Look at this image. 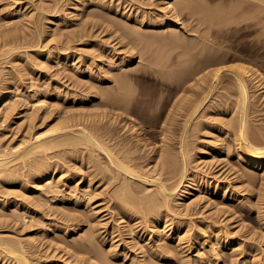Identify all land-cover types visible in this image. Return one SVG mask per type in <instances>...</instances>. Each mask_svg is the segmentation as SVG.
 Here are the masks:
<instances>
[{
	"label": "rangeland",
	"instance_id": "374dc122",
	"mask_svg": "<svg viewBox=\"0 0 264 264\" xmlns=\"http://www.w3.org/2000/svg\"><path fill=\"white\" fill-rule=\"evenodd\" d=\"M41 1H43V2H41ZM45 1H46V3L48 2L47 0H0V43H1V46L3 44V41H1V40H4L5 38L7 39V38H9V35L12 36V34H14V32H12V31L14 30L13 26H15V24H17L15 26L17 28L22 27L23 24L26 26V24L28 22L25 20L27 18L23 14L25 12H28V14H29L31 8L33 9L35 6L46 4ZM88 1L89 0H84V1L83 0H61V4H62L61 8L66 10L65 11L66 12L65 17L67 16L65 18L66 21H63L64 20L63 19L62 20L63 22L61 21V23H59L60 21L56 20L59 24L56 22V24H54L55 26L52 25L53 27L52 26L48 27V19L46 16L49 14L47 12H44L40 15L36 14V17L37 16L40 17L39 20L41 19V22L43 21L41 24L43 26H41V27L45 30V31L43 30V34H40V39H41L42 43L38 46L37 45L35 46V44L33 45V43H35L33 41H35L37 39V38H35V34H33V35L28 34L30 37H28V39H26L27 38V37H25L26 34L20 33V31L22 29L26 33L29 30L31 31L30 27L26 26L25 29H24V27L22 29L21 28L18 29L19 36H21L23 34L25 35V36L24 35L22 36L23 39H22V37H20V39L17 40V45L21 44V47L19 49H17L16 51H14V53H13L14 55L12 54V55L4 57V58L0 57V86L4 83H7L6 81H7L8 76H9L7 74L9 73V71L13 70L14 68L17 69V72L21 73V74H25L29 70L30 71L34 70L32 72L34 74L36 73L35 75H33V74L28 75L27 74V76H30L31 78L27 79V81H25V83L21 87L17 88L11 95L12 98L14 97L13 100L16 101L15 112H17V111L23 112L24 116L22 118H18V119L8 117L7 119L2 120L3 117L0 115V134H1L0 135V142L1 143L4 142V144L7 147H9V146L12 147L14 145L16 146L19 143L18 141H21L25 138L29 139V138L35 137L34 135H36V134L41 135V132L43 134L44 132L47 131V129L49 130V128H47V127H51V126L55 125L54 123L57 122L58 117H60L61 115L64 116L68 112H69L68 114H71V113H74L76 115L78 114L79 119L82 117L84 120V117H85L84 121H86L87 125L89 124V126H91L90 129L92 128L91 130L94 131L93 124L95 125V123L93 120L94 119L93 113L95 116V114L97 113L96 111L100 110V114L102 112V115L100 117L102 118V122H103V123H99L100 126L103 124L102 127L104 125H105V127H107L106 125H108V127L110 129H112V127H113V129H112L113 134H115V136L117 134L116 140H118L119 142H121V140L125 141V142H127L126 145L128 146L129 149L137 150L135 152H138V153L134 154V155H136L135 157L137 158L136 161H140L142 164L143 163L148 164L147 168H149V167L153 168V166L160 161L159 159H161V158H159L160 156L158 154L161 152V149H163L164 147L169 146L168 149H173L174 153H175V151L177 153V140H179L178 137L180 138L181 133H182V127H183L182 123H183V119H184L182 116L180 117V115L175 114L176 117L173 116V120L175 118L176 119L174 121L172 120L170 124L164 122V117L166 116L165 117L166 119L170 118V116L172 117L173 114H171L170 112L173 111L174 104H176V101L178 102L180 98L182 99V97L184 98L185 95H188L193 100V98L196 96L193 93H191L192 91L190 93H189V91H187V92H185V91L183 92L182 90L178 91L176 88H178L179 85L177 84V80H176L174 75H171L169 72H167V73L162 72V75H164V77H163V80H161L158 77L157 71L154 70L153 74L151 76H141V77L140 76L137 77L134 75L132 76V85L134 83V86H132V87H135V90H136L135 94L138 96V98L136 100H134V102H132V106H131V109L129 111L130 113L128 112V114H126V115L122 114L120 116V115H118V113H120L119 111H121V110L116 111L117 109L112 110V108L110 106L109 107H108V105L105 106L103 103L106 100H108L112 95V93L107 92V91H110V90H112L111 92L114 91L111 88L113 83L112 84L109 83L112 80L111 79L112 77H110V76H112L113 74H114L113 76L119 74V70L116 68V66L117 65L121 66V64H122L123 67L125 66L129 69L131 67H138L144 63H147L146 62L147 56L141 54L139 52V50L137 49V47L134 48V51L132 53V51H130L131 49L129 48L130 45L127 44V46H126L125 40L121 39L120 37L118 38V35H119L118 33L117 34H116V32L112 33L111 31H109V29L107 30V28H105V27H99V28L91 27L89 25V23H90L89 20L94 19V18H92L91 16L89 17L88 14L92 11L99 10V8H97V6L95 4H92L94 7L92 6V7H89V9H86L85 7H83L84 6L83 4H85V2H88ZM96 1L97 0H95V3H96ZM125 1L126 0H123V1L122 0H111V1L105 0V2H107L109 6H111V5L116 6V5H118V3L121 4L122 8L124 6H126L127 8L124 7L125 9L119 8L122 10L121 12L125 11L124 13H126V12L128 13V11H129V13H130V11H131V12L136 13L137 15L139 14V12L141 13V11H140L141 9L146 10L147 12L148 11L150 12L153 9L154 10L153 13L158 12V8H156L157 7L156 4L162 2L160 0L159 1L158 0H155V1L154 0H152V1H150V0H139V1L127 0L128 2L127 1L125 2ZM140 1L142 2V4ZM144 1H146V2L143 3ZM70 2L71 3L75 2V4H72V5L75 6L76 10H73L74 12H72V13H71L72 10L69 11L70 10L69 7L71 5ZM138 2H140V3H138ZM148 2H150L151 4H152V2H154V6H156V7H154L153 4L152 5L150 4L151 5L150 6ZM64 3H65V5H64ZM212 3H214V2H212ZM138 4H140V5H138ZM136 5H138L137 7H139V6L140 7L137 8ZM132 7L134 9L137 8V11L136 12L133 11L134 9ZM94 8H95V10H94ZM37 11L38 10H36V12ZM68 11H69V13H68ZM86 11H87V13H86ZM36 12L34 11V13H36ZM77 13H78V15H77ZM44 14H46V15H44ZM86 14L88 16H86ZM181 17L183 19V20L181 19L183 26L185 25L187 28H189L188 23L189 24L194 23V22H191V20L189 18H187L185 16L183 17V15ZM42 19H44V20H42ZM188 20L190 22H188ZM86 21L89 23H87ZM13 22H14V24H13ZM23 22H25V23H23ZM43 23L46 24L47 26H44ZM84 23H85L84 26H85L86 31H85L84 26H83ZM62 26H64L65 28ZM45 27L47 28V30ZM77 27H78V29H77ZM81 27H83L85 32L88 31V33H87L88 36L87 35L85 36L84 34H83V36L81 35L82 33H84L83 31L82 32L80 31V29L83 30ZM53 28H55L56 30L55 29L53 30ZM61 28H63V30L65 31L64 32L61 30L62 33H64V34H59V32H57L58 31L57 29H59V31H60ZM49 29H50V32H49ZM18 31L16 30V32H18ZM23 31H21V32H23ZM46 31H48L49 33L52 32V34H49ZM70 31H72L71 32L72 34H70ZM54 32L58 33V34H55ZM78 32L80 34H78ZM66 33H68V34H66ZM80 35H81V38H80ZM232 35L233 34H231V35L229 34V36L231 37V40H235L237 42L236 43L237 48L239 49L238 52L243 54L244 56L246 55L245 58H248V59H246L245 64L247 66H249L250 68H252L254 71L256 70L255 73H258V74H256L257 78L259 79L261 77L262 82H263L264 78H262V77L264 76V57H263L264 51H263L262 44H261L262 40H263V38H262L263 35L262 34H260V35L259 34H237V36L235 34H234L235 36L234 35L232 36ZM236 37H237V39H235ZM253 37H255V38H253ZM33 38H34V40H33ZM256 38L261 42H258V40ZM12 40H14V42L16 43L15 38H13ZM19 40H20V42H18ZM27 40H29L27 42L28 44L26 43ZM30 40H31V42H30ZM119 40H121V41H119ZM255 41L257 42L256 45L254 43ZM45 43L47 44L46 45L47 47L45 46ZM228 43H230V42L228 41L226 44H228ZM251 43H254V44L251 45ZM64 44H66V45H64ZM68 44L70 46V49H67V51H65L64 47L67 46ZM22 45H24V46H22ZM56 45H57V47H56ZM61 45H64V46L59 47ZM241 45L244 48H242ZM227 47L228 46H225V44H224L223 49L225 48V50L226 49L228 50L229 47L228 48ZM34 48H35V50H40V52L41 51H43V52L37 54L33 51ZM258 48H260V50ZM55 49L59 50V52L56 51ZM250 49H254L256 53H254V55L249 54L248 52ZM136 50H138V51H136ZM70 51L72 52V55H70L71 57L69 56V61H64V62L58 61L59 60L57 58L58 53H66V52L70 53ZM85 52L86 53L88 52L87 54H89V55H87ZM193 52L195 53V50ZM18 53H23L22 55L25 58L21 57L22 55L21 54L19 55ZM46 53H48L50 55L49 58L46 55ZM51 53H53L52 54L53 56L51 55ZM172 53L174 54V52H172ZM33 54H37L38 56L33 55ZM173 54H172L171 58L175 57V54H174V56H173ZM12 56H13V58H12ZM16 56L18 58H16ZM33 56L34 57L36 56V58H37V59L35 58L36 64H35V62L34 63L32 62V59H33V61H35ZM244 56H242V57H244ZM87 57H89V58L87 59ZM9 58H11V59H9ZM171 58L169 57L170 60L168 59L169 62L167 60V62H166L167 66H165L167 68L169 67L170 69L175 68L177 65L178 66L176 67V69L183 68V66H185L188 62H192V60H189V61L187 60V62L186 61L182 62V63H186V64L183 65L182 63H180L182 66V67H180L179 66L180 64H177V61L174 60L175 58H172V60H171ZM12 59H13V61H12L13 63L10 61ZM251 59L253 62L251 61ZM7 60L9 63L6 62ZM16 60H20L21 64H20V62H19V64H17L18 61H16ZM22 60L24 61V63L27 62V64L24 65ZM29 60H31L30 62L32 65L29 64L30 63ZM37 60H38V62L40 61L41 65H39V63L37 65ZM77 60L79 62L78 65L76 64ZM248 60H249V62H248ZM92 61H93V64H92ZM164 61H166V59ZM170 62H172V63H170ZM173 62L174 63L176 62V64H177V65L175 64V67L173 66ZM11 64H13V65H11ZM75 64L77 66H75ZM169 64H172V65H169ZM189 64H191V63H189ZM192 64H194V63H192ZM14 65H16V67H14ZM27 65H28V68H27ZM34 65H35V67H34ZM111 65L113 66V68H111ZM106 66L107 67L109 66V67L107 68ZM165 67H162V69H160V71L165 70L164 72H166V71L172 72V71L176 70V69L170 70L169 68L164 69ZM209 68L210 69H207V71L211 70L213 67H209ZM21 69H22V71H21ZM76 69H77V71H76L77 73L74 71ZM105 69H109L110 71L109 70H107V71L110 72V74L108 73V75H107V71ZM92 73H93V75H92ZM168 75H170L171 77ZM108 77H110L107 80L109 82H106V79ZM167 77H169V78H167ZM224 77H223V79H221V83H222L221 85L222 86H217V88H215L211 92L210 96L206 99V101L203 102V104H202L203 106H201L202 108H200V110L194 115V117H193L194 119H192L190 122L191 125L189 124L188 129L186 130V134H185L186 139L185 140L188 143L187 148H189L188 149L189 153H187L189 156V157L187 156L188 164H189V166H188L189 171L191 170V172H192V170L195 169L197 171L199 170L200 172H202L203 175L204 174H206V175H204L205 177H201V179L198 180V183H197V181H195L197 185H195V186L190 185L191 187H189L188 190L190 191L191 194H185L184 196H181L180 205H179V207H176L178 209L175 208V210H177V212L175 211L177 213V215L174 214L173 216H174V218H176L180 221H188V219L190 218L189 220L192 221V222H190L191 225L193 223L196 224L197 222L198 223L199 222H208L209 223V222H211V220L215 219L214 221H217L218 226L221 225L220 227L223 228L222 230L226 231L225 229H229V230H227V232L228 231H229V233L231 232V236L234 234V236H233V238L235 239L234 243H238L237 245H239V243L242 241L240 243L241 245H239V248H241V249H242V247L243 248L244 247L249 248L251 246H252L251 248H253L255 246L254 253H253V251H250L245 256H246V258L250 257V259H252V258L258 259L259 258V260H257V262H255V259H254V261L252 259L251 262L249 261L247 264H264V232H263L264 228H263V226H261L262 221H261L260 214H258V212L260 210L259 209L260 208L259 202L261 201V198L264 197V189H263L264 177H262L264 175L263 174L264 168L247 167L246 165L244 166L243 162L236 160V158H234L232 153H230V152L228 153L225 151L227 149V146H229L228 143H230V144L232 143L233 145L235 143V141L232 139L233 137L230 135L231 133L229 132L230 127L226 123L229 120L232 121V119H233L232 116H235L233 119V120H235V118L237 117L236 112L238 109L236 110V108L238 105L235 104V101L237 100V98H236L237 95L235 94V93H237V89L235 88V85L233 84L230 77H227V75H225ZM166 78L167 79L171 78V79L166 80ZM209 79L210 78H208V79L206 78L205 83H200L201 84V85H199L200 88L203 85H205L207 82L209 84L211 82V79H210V82H209ZM104 80H105V82H104ZM171 81H172V83H171ZM194 82H195V80L194 81L191 80V81H188V84H185V85H189V83H190V86L193 85L194 88L197 89L198 86L195 85L196 83L192 84ZM228 82H230V83H228ZM165 83H168V84L170 83V86L168 84L166 86ZM178 83H180V82H178ZM57 84L59 87L57 86ZM231 84L234 86H232ZM253 84H255V83L254 82L250 83V86H251L250 91H251V93L253 92L251 97H253V98L250 97L249 102L251 103L253 101V103L254 102H256V103L253 106H251V107H253L252 109L250 107L251 110L249 112L248 119H247L248 122H250V123L247 122V125L249 126L250 131H252V133H250V134H252V136L256 135L259 132H262V133L264 132V130H262V129H264L263 128L264 127V108H263L264 107V87H263V89H261V88H258V86L253 85ZM174 86H177V87H174ZM193 86H192V88H193ZM221 87H223V88H221ZM176 90L178 91V93ZM233 90H235V92ZM102 92H104L105 94L108 93L110 95L107 96L108 94L105 95ZM114 92L116 93V90ZM114 92H113V94H114ZM15 93H16V95H15ZM138 93H139V95H138ZM183 93H185V94H183ZM218 95H220V96H218ZM223 95H225V96H223ZM82 96L88 97L87 102H82V98H83ZM232 96H234V97H232ZM251 99H253V100H251ZM192 100L190 99V102ZM223 102H225V103H223ZM163 103H164V105H163ZM191 103H194V100ZM217 103H219L218 104L219 107H218ZM213 104H214V106H213ZM100 105H101V108H100ZM234 105L236 107H234ZM255 105H257V106H255ZM255 107H256V109H255ZM1 108H3V104L0 105V110H2ZM170 108H171V110H170ZM232 109H234V110H232ZM254 109H255V111H254ZM230 110L232 111V113L230 112ZM62 111L64 112V114ZM49 112H50V114H49ZM32 113L34 115V118L31 115ZM167 113L169 114V116L166 115ZM44 114H46V115H44ZM47 115H48V117H47ZM58 115H60V116H58ZM76 115H75V117L77 118ZM67 118H69V117H67ZM82 118L78 122H81ZM42 119H44V121H42ZM90 119H91V121H90ZM72 122H74V120H72L71 123ZM162 122L167 124V125H165L163 127ZM222 122H223V125H222ZM74 123H72V124H74ZM28 124H29V127H31V129L28 128L29 130L27 129ZM198 124H200V125H198ZM132 126L134 127V129H131L132 130V132H131L130 128H133ZM74 127H72V129H78L76 126H74ZM253 127H254V129H253ZM45 128H47V129H45ZM161 129L164 132H166V133H164V135L161 132ZM166 129L168 131H165ZM251 129H253V130H251ZM117 132H119V133H117ZM167 132L169 133V135L167 134ZM213 132L215 134H217V136L219 138L217 136H215V134ZM174 133H175V135H174ZM227 135H229V136H227ZM167 136H168V139H163L165 137L167 138ZM213 136H215V137H213ZM224 136H226V138ZM123 138H125V139H123ZM228 140H229V142H228ZM164 143L166 145H164ZM226 143H227V145H226ZM64 146H62V147L59 146L58 148L55 147L53 149V152L51 151L52 152L51 160L49 162L53 163V165L55 167V172H54L53 176L51 177V179H49V181H43L41 184L42 190L44 189L43 191L44 192L46 191L45 193L42 190L39 193L38 191H29L27 188L26 189L22 188L20 182H18V181H7V182H4L3 186H2V183L0 182V187L1 186L4 188L6 186L8 187L6 189H3L2 187L0 188V193L2 192L1 198L4 199V197H5V199H8V200L10 198V201H12L14 198H17V199L16 200L14 199L13 201L18 200V206L14 203L7 204L8 207L7 206L2 207V205L0 206V232L13 234L14 236L20 237L23 239V240L22 239L21 240L24 243H25L24 240H26V238H27V240H26L27 244H33L34 246H36V247H33L35 250V254H36V256H35V254L33 255L34 257H37V255L45 254V255H48V258L51 256L49 258L50 260H53V259H55V260L57 259V260H61V261L64 260L63 261L64 264H71V261H73L74 258L71 256V253H74L75 256L84 258V259H82L83 261L80 259V262L79 261L74 262L75 264H82V263L85 264L84 260L88 259L87 254H82V253L78 252L77 248L79 246H81V244L83 242L89 243L91 241L95 242V243L93 242L94 245L97 243V245H95V246L93 245L94 248L96 246H99V247H96L97 249H100V247H102V249H100V251H103L104 254H107V255H105L106 260H107L106 256H108V258H110L111 261L112 260L115 261L114 263H112L113 261L112 262L108 261V264H110L109 262H111L112 264H130V262H131V264H159V263L160 264L161 263L162 264H188L189 262L187 260H189L191 264H194L195 262H196L195 264H197V262L200 261L198 258H194V255L196 253H194L193 251L183 250L184 253H180V254L177 252L175 253V251H180L179 250L180 248L178 249V247L176 245V240H174V239H176V236L178 233H181L180 235H182V232L184 231L183 228H179V230L177 229L176 234L173 235V238L171 237L168 240L162 239L161 241L160 240L158 241L157 234L160 235V234L164 233V232H162V231H164L163 228H165L167 225L164 222L158 223L159 228L158 229L155 228V231L153 230L154 232H152L150 234L151 237L149 239H148V236H150L149 233L151 231V228H150L151 226L149 228L142 229L141 233H140V231H138L136 229H135L136 230L135 231L134 228L132 229L133 225H131V224L133 222L126 221V219L124 217L117 214V208L113 207L114 205L112 204L113 201L108 202L109 203L108 204L106 202L107 194H106V196L103 195L104 193L102 194V192L106 190V188H103V187H105V185L107 186V182L104 183V180L101 179L102 174H98L95 171L96 169H95L94 165H95V159H97V157H96L97 154L95 155V153H93L90 155V153H89L90 150H86L87 148H85L83 146H79L78 148H76V150H74V149L69 150L70 147L66 146L68 148L67 149ZM225 146H226V148H225ZM77 149H79V150H77ZM72 151H76V152H73V155H72ZM176 153L173 155V159L175 160V162H177L176 165L179 168H177V166H176V169L178 171L174 170L173 173H175L178 177L177 173L179 172V169L181 167V162L179 163L180 164L179 165L178 164L179 155L177 154L178 155L177 156ZM226 153H228V154H226ZM58 154H59V156H58ZM87 156L90 158H88ZM93 156H95V157H93ZM153 156L157 158L156 161H155V158ZM207 157H208V159H206ZM223 157H228V158H223ZM59 159H61V160H59ZM62 159L64 161H62ZM67 160H68V162H67ZM88 160H90V161H88ZM101 161L105 162L104 157L101 158ZM237 162H239V163L237 164ZM229 163H231V164H229ZM232 165L235 166V168L234 167L232 168ZM221 168H222V170H220ZM242 168L244 171L242 170ZM251 169L253 170V173L256 176V178H255V176H253L254 177L253 178V177L246 175V173H247L246 170L251 172ZM202 173H200V174L202 175ZM243 173H244V175H243ZM76 174H77V176H76ZM170 174L171 173H169V176H170ZM175 174H171V175L173 176ZM231 174H233V175H231ZM165 175L168 176V173H166ZM165 175H163V177H167ZM245 175L248 177H246ZM90 176H92L93 182L91 183V185L90 184L88 185V180L91 178ZM60 177H61V179H63V181L61 180V182H59V184H57L58 183L57 179ZM175 177L176 176H174V178ZM214 177H216L215 179H218L221 183L226 184V187H224V189L219 188L217 192H214V183H216V180H214ZM25 178L28 179V177H25ZM78 178H79V180H78ZM87 178H89V179H87ZM250 178H252V179H250ZM22 179H24V178H22ZM129 180L134 181L132 178L131 179L129 178ZM174 180H176V179H174ZM174 180L172 179L171 181H174ZM76 181H78V182H76ZM132 181H131V183H133L132 186L135 185L134 187L139 189L140 185H138L137 182H135V181L132 182ZM201 182H203V183H201ZM53 183H55V184H53ZM203 184H205V185H203ZM237 185H239V186H237ZM13 187L16 188V190H18L17 188H19L18 191L21 190L22 193L21 192L19 193L18 191L13 189ZM110 187H112V186H110ZM54 189H55V191H54ZM4 190H7V192ZM47 190L50 193H47L48 192ZM99 190H103V191H99ZM8 191H9V193L11 192V194H9ZM97 191L101 192V193H96ZM260 191L263 193L261 194ZM4 192H5V194H3ZM12 192H16V194L12 193ZM17 192H18V194H17ZM42 194L45 196H43ZM26 195H29V197L33 195L32 199H34L35 208L33 205H32L33 207L31 206V204L33 202V201L31 202V200H32L31 197L28 199V197ZM101 195H103V196H101ZM252 195H254V196H252ZM255 195H256V197H255ZM24 196L26 197L27 202L25 201ZM103 197H104V199H103ZM40 198H42V200H39ZM192 198L194 199V202H193ZM196 198H197V201L195 200ZM259 198H260V200H259ZM20 200H22L23 202L25 201L23 204L26 203V205H27L29 202L31 204L29 203L30 205L28 204V206H26V207H25V205L22 206V202ZM188 201H189V206H186L188 204ZM37 202H39V203H37ZM99 202L102 204H98ZM192 202L194 204H192ZM248 203H249V205L252 204L254 207L252 205L249 206ZM13 204L16 205L17 207L14 206ZM104 204L106 205L105 207H103ZM108 205H111V207H109ZM182 205H184V206H182ZM187 207H189L187 209L188 211H186V209H185ZM190 207L193 211H191ZM16 208H18L17 212L15 210ZM101 208H103L105 210H103ZM114 208H116V209H114ZM189 209H190V211H189ZM214 209H216V210H214ZM211 210H212V212H211ZM22 212H23V214L21 215ZM184 212H186V214ZM12 213H13V215H12ZM188 213L192 216H190ZM171 214H173V213H171ZM171 214L169 216H171ZM183 214H185V215H183ZM23 215H24V217H23ZM118 215L122 218H120ZM203 215H205L204 220L202 219ZM13 216H15L16 218H14ZM180 216H182V217H180ZM184 216H186V217H184ZM20 217H23V218H20ZM167 218H169V217H167ZM4 219H5V222H4ZM216 219H218V220H216ZM205 220H207V221H205ZM218 221H219V223H218ZM94 225L98 226L96 228H98L99 230L96 229ZM160 226H161V228H160ZM238 226L240 228H238ZM113 228H114V230H113ZM129 228H131L132 230ZM175 228L176 227L174 226V230H175ZM70 229H71V232H70ZM171 229H173V224L171 225ZM94 230H98V232L94 231ZM236 230H238V231H236ZM93 231H94V233H92ZM156 232H158V233H156ZM247 232H248V234H247ZM95 233H96V235H98V238H94ZM239 234H241V235H239ZM138 236H142L144 238H142V237L138 238ZM245 236H247V238H245ZM29 237H30V239L33 238L30 240L31 242L29 241ZM91 237H93V238H91ZM240 237H242V239ZM248 237H249V239H248ZM84 239H85V241H84ZM86 239L87 240L90 239V240L86 241ZM79 240H80V242H79ZM254 241H256V242H254ZM32 242H34L35 244ZM65 243H68V244H65ZM152 243H153V248H152L153 251H157V250L163 251L164 245H168L167 247H169V248H167L168 250L166 251V253L169 252V254L166 255V253H163V252H161V254H162V256L170 257V255L172 253H175V257H174V254H172L170 257V258H173V260L170 258H169L170 259L169 260L166 257H161V256L158 257L161 260L157 259V258L153 259L155 257H153V256L151 257V255H150L152 251H150L148 249L149 253H147V248L144 249L145 250V253H144L143 248H145L147 246V244H149L147 246V247H149L150 245H152ZM249 243H250V245H249ZM37 244H38V246H37ZM77 244L78 245L80 244V245L78 246ZM159 245H160V247H159ZM66 246L68 247L69 250H67ZM70 246H71V248H70ZM154 246H155V249H154ZM172 246L173 247L175 246V247L173 248ZM64 249L67 250L66 251L67 253L65 252ZM173 250H174V252H173ZM231 250L232 249H230L228 247L223 248V251L226 253H229V254H231L230 253ZM75 252L76 253L78 252V253L76 254ZM109 252H111L112 254ZM190 252H192V256H191ZM49 254H50V256H49ZM182 254H184L185 256L183 257ZM186 254L188 257L186 256ZM249 255H251V256H249ZM190 256L193 258V260ZM34 257H32V259H34ZM146 257H147V259H146ZM46 258H41V260H47ZM151 258L153 260H151ZM149 259H150V261L148 263ZM183 259L185 261H187V263H183V262L181 263V260H183ZM196 259H198V260L196 261ZM243 259H245L243 256H242V258L238 257L237 258L238 263L240 260V264H241ZM5 260L6 259H4V261ZM35 260L33 263L36 264ZM128 260L130 262H128ZM163 260H164V262H163ZM4 261L0 262V264H4L3 263ZM89 261H91L92 263H95L94 260H89ZM244 261L242 263H244ZM202 262H203V264H204V262H206L205 264H216L214 261L210 262V259H208V260L204 259V260H202ZM225 262L226 261H224V258H223L222 263L219 262L217 264H226ZM238 263H236V264H238ZM6 264H8V262Z\"/></svg>",
	"mask_w": 264,
	"mask_h": 264
},
{
	"label": "bare ground",
	"instance_id": "6f19581e",
	"mask_svg": "<svg viewBox=\"0 0 264 264\" xmlns=\"http://www.w3.org/2000/svg\"><path fill=\"white\" fill-rule=\"evenodd\" d=\"M47 1H48L47 3L45 1L46 4H43V5H39L38 4L39 6H35L33 9L31 8L29 14H28V12H25L23 14L27 18L25 20L30 24L29 25L27 23L26 26H29L31 31L29 30L26 33L22 29L23 27H24V29L26 27L24 24H23L22 27H19V28L15 27L17 25V24H15V26H13L14 30L12 31V32H14V34H12V36L9 35V38H7V39L5 38L4 40H1V41H3V44L1 46V43H0V57L4 58V57H7V56H10V55H12L14 53V51L19 49L21 47V44L17 45V40L20 39V37H22L24 34H26V36L24 35L25 37H27L26 39H28V37H30L29 36L30 34H32V35L35 34V38H37V39L35 41H33V42H35V43H33V45L35 44V46L36 45L38 46V45H40L42 43V41L40 39V34H43V30H44L41 27V26H43V25H41L43 21L41 22V19L39 20L40 17H38V16L36 17V14L40 15V14H42L44 12H47L49 14V15L46 16L47 19H48V27L56 24L57 21H60L59 23H61V21L63 19H64L63 21H66L65 20V18L67 17V16L65 17V15H66L65 11L66 10L61 8V5H62L61 4V0H47ZM137 1H139V0H137ZM150 1H152V0H150ZM160 1H162V2L156 4L157 7L154 6V2H152L153 6L158 8V12H154L153 13V11H154L153 9L150 12L149 11L147 12L146 10L141 9L140 10L141 13L139 12L138 15L136 13H134V12H131V11H130V13H129V11H128V13L127 12L124 13L125 12L124 10H123L124 12H121L122 10L119 9V8H122L121 4L118 3V5H116V6H113V5L109 6L108 3L105 2V0L104 1L103 0L102 1L101 0H97L96 3H95V0H89L88 2H85V4H83L84 5L83 7H85L86 9H89V7L93 6L92 4H95L97 6V8H99V10L92 11V12H90L88 14L89 17L91 16L92 18H94V19H90L91 21L89 20L90 23L87 22L88 20L86 21L87 23H89V25L91 27H93V28L94 27H97V28L105 27V28H107V30L109 29V31H111L112 33L113 32H116V34L118 33L119 34L118 38L120 37L121 39L125 40L126 46H127V44L130 45L129 48L131 49L130 51H132V53L134 51V48L137 47V49L139 50V52L141 54L147 56V59H146L147 63H144V64L141 63L142 65H140L138 67H131L129 69V68L125 67V66H124L125 67L124 68L122 66V64H121V66L117 65L118 67L116 66V68L119 70V74H117L115 76H113L114 75L113 74L112 76H110V77H112L111 78L112 79L111 82L107 81L110 77H108L107 79L105 78L106 82H109L111 84L113 83L111 88L114 91L116 90V93L113 91L114 94H113V92H111L112 91V90H110L111 88L109 89L110 91H107V92L112 93V95H111V97L108 100H106L103 103L105 106H107V105H108V107L110 106L112 108V110H114V109H117L116 111L121 110V111H119L120 113H118V115H120V116L122 114H125V115L128 114V112L131 109L132 102H134V100H136L138 98V96L135 94V91H136L135 87H132V86H134V83L132 85V76L133 75L137 76V77L138 76H140V77L141 76H151L153 74L154 70L157 71L158 77L161 80H163V77H164V75H162V72L163 73L169 72L171 75H174L176 80H177V84L179 85V87L176 88L178 91H180V90H182L183 92L184 91L185 92L189 91V93L192 91L191 93H193L196 96V97H194L195 99L193 98L194 103H191V102H193V100L188 95H185V97L184 98L182 97V99L180 98L179 101L178 102L176 101V104H174L173 111L170 112L171 114H173L172 117L170 116V118H168V119L165 118L166 116L164 117V122L168 123V124L171 123V121L173 120V116H175V114L176 115H180V117L182 116L184 118L183 119V123H182L183 124L182 125L183 126L182 127V133H181L180 138L178 137L179 140H177V153L175 151L176 155L177 154L179 155L178 164L181 162V167L179 169V172L178 173L176 172L178 174V177H177V175L175 173H173L174 170L178 171L176 169V166H177L176 163L177 162H175V160L173 159V155L175 154L173 149H168L169 146L164 147L163 149H161V152L158 154L160 156L159 158H161V159H159L160 161L158 163H156L153 166V168H150V167L147 168L148 164H144V163L142 164L140 161H136L137 158L135 157L136 155H134V154L138 153V152H135L137 150L129 149L128 146L126 145L127 142H125V141L121 140V142H119L118 140H116L117 134H116V136H115V134H113V131H112L113 127H112V129H110L108 127V125H106L107 127H105V125L102 127L103 124L100 126L99 123H103V122H102V118L100 117L102 115V112L100 114V110H99V111H96L97 113L95 114V116H94V113H93V117H94L93 120H94V123H95V125L93 124L94 131L91 130L92 129V128L90 129L91 126H89V124L87 125L86 121H84L85 117H84V120L81 117L82 121H83V122L81 121L82 122L81 123V122H78L79 120H81V118L80 119L78 118V114L77 115L74 114V113L68 114L69 113L68 112L64 116L61 115L62 117L60 115H58L60 117H58L57 118V122L54 123L55 125L56 124L57 125L56 126L53 125L54 127L51 126L52 128L51 127H47V128H49L50 131L47 128H45L48 131V132L47 131L44 132L45 134L44 133L42 134V132H41V135H39V134L37 135L36 134V135H34L35 137L31 136L32 138H29V139L25 138V139H23L21 141H18L19 143L16 146L14 145L12 147H10V146L7 147L4 144V142L3 143L0 142V182L2 183V186H3L4 182H7V181H18V182H20L22 188H25V189L27 188L29 191H38L40 193V191L42 190V188H41L42 182L43 181H49V179H51V177L53 176V174L55 172V167H54L53 163L49 162L51 160V154L53 152V149L55 147L58 148L59 146L62 147V146L65 145L64 146L65 148L70 147L69 150H72V149L76 150V148H78L79 146H83V147L87 148L86 150H90V152H89L90 155L93 154V153H95V155L97 154L96 157H97L98 160L95 159V165H94L96 170L94 168L93 169L96 171V173L102 174V178L101 179L104 180V183L107 182V186L104 184L105 187H103V188H106V190L104 189L105 191H103V190H99V191H103L102 194L104 193L103 195H105V196L107 194V196H106V202L107 203L110 202V201H113L112 204L114 205L113 207L117 208V214H119L122 217H124L126 219V221L133 222L131 224V225H133L132 229L134 228V230L136 229V230L140 231V233H141L142 229H146V228H149L151 226L150 227L151 231L149 233V235H150L152 232L155 231V228L156 229L159 228V225H158L159 222H164L167 225H166L165 228H163L164 231H162V232H164V233H162L160 235L157 234L158 241L159 240L161 241L162 239L168 240L171 237L173 238V235L176 234V231H177V229L179 230V228H183V230H184L182 232V235H180L181 233H178L177 236H176V239H174V240H176V245H177L178 249L180 248L179 249L180 251H175V253L176 252L179 253V254L180 253H184L183 250L193 251L194 253H196L194 255V258H198L200 260V261L197 262V264H203L202 260H204V259L205 260L210 259V262L214 261L216 264L219 263V262L222 263V259L223 258H224V261H226L225 262L226 264L227 263L228 264H236V263H238L237 258L238 257L242 258V256L245 258V259H243V261L244 260L245 261H244V263H242L243 262L242 261L241 264H247L249 261L251 262V260L253 258L252 257H251L252 259H250V257L246 258L245 255H247V253L250 252V251H253V253H254L255 246L253 248H251L252 246L249 247V248H245V247L244 248L242 247V249L239 248V245H241L240 243L242 241L241 242L239 241L240 242L239 245H237L238 243H234V240H235L233 238L234 234L231 236V232L230 233H229V231L227 232V230H229V229H225L224 228L226 231L222 230L223 228L220 227L221 225L218 226L217 221H214L215 219L212 218L213 220H211V222H209V223L208 222H199V223L195 222L196 224L193 223L191 225L190 222H192V221L189 220L190 218L188 219V221H180V220L174 218L173 215L174 214L177 215V213H176L177 210H175V208L179 207L180 202H181V196H184L185 194H191L190 191L188 190V188L191 187L190 185H194V186L197 185L195 181H197V183H198V180L201 179V177H205L204 175H206V174L203 175V173L198 170L200 173H202V175H201L195 169L192 170V172H191V170L189 171V168H188L189 164H188V159H187V156H188L187 153H189L188 152L189 148H187L188 143L185 140L186 139L185 138L186 130L188 129V125L190 124L191 120L194 119L193 118L194 115L200 110V108H202L201 106H203L202 105L203 102L206 101V99L210 96L211 92L215 88H217V86H222L221 85L222 84L221 83V79H223V77L225 75H227V77H230V79L232 80L233 84L235 85V88L237 89V93H235L237 95L236 96L237 100L235 101V104L238 105L237 108H236V110L238 109L237 112H236L237 113V117L235 118V120H233L235 116H232L233 117L232 121L229 120L226 123L230 127L229 132L231 133L230 135L233 137L232 139L235 141V143H234V145L232 143H231L232 145L230 143H228L229 146H227V149L225 151L228 152V153L229 152L232 153V155L234 156V158H236V160H238L240 162H243L244 166L246 165L247 167H254V168L261 167V168H264V132L263 133L262 132H259V133L256 132L257 134L252 136V134H250V133H252V131H250L249 126L247 125V122H248L247 119H248L249 112L253 108L251 106H253L256 103V102L253 103V101L251 103L249 102L250 97H251V95L253 93V92L251 93V91H250V89H251L250 83L254 82L255 84H253V85H256V86H258V88L263 89L264 81L262 82L261 77L259 78L261 81L257 78L256 74H258V73H255L256 70L254 71L252 68H250L249 66H247L245 64L246 59H248V58H245L246 55L244 56L243 54L238 52L239 49L237 48V44H236L237 42L235 40H231V37L229 36V34L230 35L231 34H233V35L235 34L236 36H237V34H259V35L262 34L263 35V37H262L263 40H262L261 44H262V48H263V51H264V0H160ZM41 2H43V1H41ZM140 2H138V3H140ZM145 2L146 1H144L143 3H145ZM212 2H214V3H212ZM148 3H149V5L151 4L150 2H148ZM72 4H75V2L71 3V5L69 7L70 8L69 11L72 10L71 13L74 12L73 10H76L75 6L72 5ZM141 4H142V2H141ZM64 5H65V3H64ZM138 5H140V4H138ZM138 5H136V7ZM124 7H126V6H124ZM139 7H137V8H139ZM137 8H135V9L133 8L134 9L133 11L136 12ZM36 10H38L39 12L38 11L36 12ZM94 10H95V8H94ZM34 11L36 13H34ZM69 11H68V13H69ZM86 13H87V11H86ZM44 15H46V14H44ZM77 15H78V13H77ZM88 15L86 14V16H88ZM182 15H183V17L185 16V17L189 18L191 20V22H194V23H191V24L188 23L189 28H187L185 25H184L185 27L183 26V23L181 21V19H182L181 16ZM42 20H44V19H42ZM188 22H190V21L188 20ZM23 23H25V22H23ZM13 24H14V22H13ZM84 25H85V23L83 24V26ZM44 26H47V25L44 24ZM62 27H64V26H62ZM78 27H77V29H78ZM20 28L22 29L21 31H23V32L20 31V33H24L21 36H19V31H18V29H20ZM81 28L83 29V27H81ZM54 29L55 28H53V30ZM84 29H85V26H84ZM84 29L83 30L80 29L81 32L82 31L84 32V33L81 34L82 36H83V34L86 36L87 33H88V31L85 32L86 29H85V31H84ZM16 30L18 32H16ZM46 30H47V28H46ZM57 30H58L57 32H59V34H64V33H62V31H64L63 28L60 29V31L62 30L61 32L59 31V29H57ZM46 32H48V31H46ZM49 32H50V29H49ZM71 32L72 31H70V34H72ZM79 32H78V34H80ZM49 34H52V32L49 33ZM55 34H58V33H55ZM66 34H68V33H66ZM81 35H80V38H81ZM13 38L16 39L15 40L16 43L14 42V40H12ZM253 38H255V37H253ZM22 39H23V37H22ZM235 39H237V37ZM33 40H34V38H33ZM28 41L29 40H27L26 43ZM119 41H121V40H119ZM228 41L230 43L226 44ZM18 42H20V40ZM30 42H31V40H30ZM258 42H261V41L258 40ZM254 43L256 45L257 42L255 41ZM254 43H251V45L254 44ZM224 44H225V46L229 47V48L227 47L228 50L227 49L225 50V48L223 49ZM46 45L47 44L45 43V46ZM64 45H66V44H64ZM64 45H61L59 47H62ZM22 46H24V45H22ZM56 47H57V45H56ZM241 47L244 48L242 45H241ZM64 48H65L64 49L65 51H67V49H70L69 44L67 46H65ZM258 49L260 50V48H258ZM138 50H136V51H138ZM194 50H195V53L193 52ZM33 51L35 53H37V54L43 52V51L40 52V50H35V48H34ZM56 51L59 52V50H56ZM172 52H174V54H175V57H172V58H175L174 60L177 61V64H180V63L185 62V61L187 62V60L188 61L192 60V62H188L187 63L188 65L186 63H182L183 65H185V64L186 65L183 66V68H179V69H176V67L178 65L176 64V62L175 63L173 62V66L175 67V64L177 66L175 68H171V69L172 70L176 69L177 71L176 70H174L172 72H170V71L164 72L165 70L164 71H162V70L160 71V69H162V67L167 66L166 62L169 59V57L171 58V56L173 54ZM248 53L251 54V55L252 54L254 55V53H256V52H255L254 49H250ZM18 54L22 55L23 53H18ZM37 54H33V55L38 56ZM52 54L53 53H51V55ZM174 54H173V56H174ZM46 55L49 58L50 55L48 53H46ZM70 55H72L71 51H70V53L69 52L58 53V55H57V58L59 59L58 61H62V62L69 61V56ZM87 55H89V54H87ZM36 56L35 57L33 56L35 61H33V59H32V62L33 63L35 62V64H36V59H37ZM242 56H244V57H242ZM21 57H24V56L22 55ZM12 58H13V56H12ZM16 58H18V57L16 56ZM88 58L89 57H87V59ZM172 58H171V60H172ZM9 59H11V58H9ZM165 59H166V61H164ZM169 60H168V62H169ZM249 60H248V62H249ZM10 61L12 62L13 59L10 60ZM16 61H18V63ZM16 61L15 62L17 64H19V62L21 64L20 60H16ZM30 61L31 60H29V62ZM40 61L38 62V60H37V65H38V63H39V65H41ZM251 61H252V59H251ZM6 62H8V60ZM170 63H172V62H170ZM189 63H191V64H189ZM192 63H194V64H192ZM23 64L25 65V64H27V62L24 63V61H23ZM29 64H31V62ZM76 64L77 65L79 64L78 60H77ZM76 64H75V66H77ZM92 64H93V61H92ZM11 65H13V64H11ZM169 65H172V64H169ZM179 66L182 67L181 64ZM14 67H16V65H14ZM34 67H35V65H34ZM209 67H213V68L211 70L207 71V69H210ZM27 68H28V65H27ZM111 68H113L112 65H111ZM168 68L165 67L164 69H168ZM109 69H105V70L107 71ZM21 71H22V69H21ZM32 71H34V70H32ZM32 71L29 70L25 74H21V73H18L17 69L14 68L13 70L9 71V73L7 72L8 74L6 73L7 75H9L8 79L6 81L7 83L2 84L3 83L2 82L1 83L2 85L0 86V105L3 104V108H4V109L1 108L2 110H0V115L3 117V119L1 118L2 120L7 119L8 117H12L14 119H18V118H22L24 116L23 112H20V111L19 112L18 111L15 112V108H16L15 103H16V101L13 100L14 97L12 98L11 95L17 88L21 87L25 83V81H27V79L31 78L30 76H27V74L28 75H31V74L35 75L36 74V73L34 74ZM74 71L76 72L77 69L74 70ZM108 73L110 74V72L107 71V75H108ZM92 75H93V73H92ZM168 76H170V75H168ZM167 78H169V77H167ZM167 78H166V80H170L171 79V78L170 79H167ZM206 78L207 79L210 78L211 82H210V79H209L210 83L208 84V82H207L206 83L207 85L205 84L206 86L203 85L200 88V86H199V85H201L200 83H205L206 82ZM262 78H264V76ZM191 80H193V81L195 80V82L192 83V84L196 83L195 85L198 86L197 89H195L193 85H192L193 88H192V86H190L191 82L189 83V85H185V84H188V81H191ZM104 82H105V80H104ZM178 82H180V83H178ZM171 83H172V81H171ZM228 83H230V82H228ZM165 84L167 86L168 83H165ZM168 85L170 86V83ZM234 85H232V86H234ZM57 86H58V84H57ZM174 87H177V86H174ZM221 88H223V87H221ZM235 90H233V91L235 92ZM178 91H177V93H178ZM102 93H104V92H102ZM107 94H105V95H107ZM183 94H185V93H183ZM15 95H16V93H15ZM109 95L110 94H108L107 96H109ZM138 95H139V93H138ZM218 96H220V95H218ZM223 96H225V95H223ZM232 97H234V96H232ZM251 98H253V97H251ZM190 99L192 100L191 102H190ZM87 100H88V97H86V96L82 98V102H87ZM251 100H253V99H251ZM223 103H225V102H223ZM218 104L219 103H217V105ZM163 105H164V103H163ZM213 106H214V104H213ZM255 106H257V105H255ZM218 107H219V105H218ZM234 107H236V106L234 105ZM250 107H251V109H250ZM100 108H101V105H100ZM255 109H256V107H255ZM255 109H254V111H255ZM170 110H171V108H170ZM232 110H234V109H232ZM230 112L232 113L231 110H230ZM49 114H50V112H49ZM63 114H64V112H63ZM31 115L34 118L33 113ZM44 115H46V114H44ZM75 115L77 116V118L75 117ZM166 115L169 116L168 113ZM47 117H48V115H47ZM67 117H69V118H67ZM58 120L59 121L61 120V121L59 122ZM72 120H74L75 123L72 122L74 124L71 123ZM42 121H44V119H42ZM90 121H91V119H90ZM165 123H163V127L165 125H167ZM248 123H250V122H248ZM198 125H200V124H198ZM222 125H223V122H222ZM74 126H76L78 129H72V127H74ZM28 128L31 129V127H29V124H28L27 129ZM131 129H134V127L130 128V130ZM167 129L165 131H168ZM253 129H254V127H253ZM253 129H251V130H253ZM262 130H264V129H262ZM131 132H132V130H131ZM161 132L163 133V135H164V133H166L162 129H161ZM117 133H119V132H117ZM167 134L169 135L168 132H167ZM174 135H175V133H174ZM215 136H217V134H215ZM215 136H213V137H215ZM227 136H229V135H227ZM224 137L226 138V136H224ZM123 139H125V138H123ZM163 139H168V136H167V138L165 137ZM228 142H229V140H228ZM165 143H164V145L167 144V143L166 144ZM226 145H227V143H226ZM225 148H226V146H225ZM77 150H79V149H77ZM73 152H76V151H72V155H73ZM228 153H226V154H228ZM58 156H59V154H58ZM93 157H95V156H93ZM102 157H104L105 162L101 161ZM88 158H90V157H88ZM154 158H155V161H156L157 158L156 157H154ZM223 158H228V157H223ZM206 159H208V157ZM59 160H61V159H59ZM62 161H64V160L62 159ZM88 161H90V160H88ZM67 162H68V160H67ZM238 163L239 162H237V164ZM229 164H231V163H229ZM233 167L235 168V166L232 165V168ZM177 168H179V167L177 166ZM220 170H222V168ZM242 170H243V168H242ZM106 172L107 173L109 172V173L107 174ZM246 172H247L246 175H248L250 177L255 176L252 169H251L252 173L247 171V170H246ZM166 173H168V176L165 175ZM169 173L175 174V175L172 176L170 174V176H169ZM163 175H165L167 177H163ZM231 175H233V174H231ZM243 175H244V173H243ZM76 176H77V174H76ZM174 176H176L177 178L176 177L174 178ZM248 176H246V177H248ZM25 177H28V179L25 178ZM90 177H91L90 179L87 178V179H89L88 180V185L89 184L91 185V183L93 182L92 181L93 180L92 176H90ZM262 177H264V175ZM22 178H24V179H22ZM129 178L130 179L132 178L135 182L138 183V185H140L139 189L134 187L135 185L132 186V184H133V183H131L132 180H129ZM215 178L216 177H214V180H216V183H214V192H217L219 188L224 189V187H226V184L221 183L218 179H215ZM255 178H256V176H255ZM172 179L173 180L176 179V180L171 181ZM250 179H252V178H250ZM61 180L63 181V179H61V177L58 178L57 179L58 183L57 182L56 183L59 184V182H61ZM78 180H79V178H78ZM134 181H132V182H134ZM76 182H78V181H76ZM201 183H203V182H201ZM53 184H55V183H53ZM205 184H203V185H205ZM110 186H112V187H110ZM237 186H239V185H237ZM2 188L6 189L8 187L6 186L5 188L4 187H2ZM13 189L16 190V188H14V187H13ZM17 189L19 190V188H17ZM263 189H264V187H263ZM18 190H16V191H18ZM4 191L7 192V190H4ZM54 191H55V189H54ZM18 192L22 193L21 190L18 191ZM18 192H17V194H18ZM1 193H0V206L2 205V207H6L7 204H10V203H14V204H16L18 206V200L17 201H13L14 199L16 200L17 198H14L12 201H10V198L8 200V199H5V197L3 196L4 199H2L1 198L2 197ZM8 193H9V191H8ZM12 193L16 194V192H12ZM47 193H50V192L48 191ZM96 193H101V192L97 191ZM260 193L262 194L263 192L260 191ZM3 194H5V192ZM9 194H11V192ZM103 195H101V196H103ZM26 196L28 197V199L30 197L32 199L33 195L30 196V197H29V195H26ZM43 196H45V195H43ZM252 196H254V195H252ZM104 197H103V199H104ZM255 197H256V195H255ZM24 198H25V201H26V197L25 196H24ZM260 198H259V200H260ZM39 200H42V198H40ZM192 200L194 202L193 198H192ZM195 200L197 201V198ZM20 201L22 202V206L25 205V207L28 206V204L30 203L29 202L26 205V203L23 204L25 201L24 202L22 200H20ZM31 202H32V204L30 203L31 206L32 205L34 206L35 205L34 204L35 203L34 199H32ZM193 202H192V204H194ZM37 203H39V202H37ZM98 204H102V203L99 202ZM105 204L103 205V207L106 206ZM259 204H260V208H259L260 210H259L258 214H260L262 222L260 220L259 221L262 223L261 226H263V228H264V197L261 198V201L259 202ZM16 205H14V206H16ZM248 205H249V203H248ZM251 205H249V206H251ZM108 206L111 207V205H108ZM182 206H184V205H182ZM186 206H189V201H188V204ZM18 208L15 209L16 212H17ZM34 208H35V206H34ZM116 208H114V209H116ZM188 208L189 207L185 208L186 211H188L187 210ZM101 209H103V208H101ZM176 209H178V208H176ZM190 209H191V207H190ZM190 209H189V211H190ZM103 210H105V209H103ZM214 210H216V209H214ZM191 211H193V210L191 209ZM211 212H212V210H211ZM171 213H173V214H171ZM184 213L186 214V212H184ZM22 214H23V212L21 213V215ZM170 214H171V216H169ZM185 214H183V215H185ZM12 215H13V213H12ZM190 216H192V215H190ZM204 216L205 215H203V218H202L203 220L205 218ZM13 217L16 218L15 216H13ZM23 217H24V215H23ZM23 217H20V218H23ZM122 217H120V218H122ZM167 217H169V218H167ZM180 217H182V216H180ZM184 217H186V216H184ZM216 220H218V219H216ZM205 221H207V220H205ZM219 221H218V223H219ZM4 222H5V219H4ZM172 224H173V229H171V225ZM174 226L176 227L175 230H174ZM96 227H98V226H95V228ZM160 228H161V226H160ZM238 228H240V227L238 226ZM96 229H98V228H96ZM129 229H131V228H129ZM98 230H94V231L98 232ZM113 230H114V228H113ZM94 231L92 233H94ZM236 231H238V230H236ZM70 232H71V229H70ZM96 233L94 235V238H98V235H96ZM156 233H158V232H156ZM247 234H248V232H247ZM12 235L13 234L0 232V262L4 261V259H6L3 262L4 264H6L7 262H8V264H35L33 262L36 259L35 260L36 264H64L63 263L64 260L63 261L57 260V259L56 260L55 259L50 260L49 259L51 257L50 254H49V256H50L49 258H48V255H45V254L37 255V257H34L33 255L35 254V250H34L33 247H36V246H34L33 244H27L26 243L27 238H26V240H24L25 241V243H24L22 241L23 240L22 238L14 236V235L12 236ZM239 235H241V234H239ZM142 236H138V238L142 237ZM150 237H151V235L148 236V239ZM91 238H93V237H91ZM142 238H144V237H142ZM240 238L242 239V237H240ZM245 238H247V236H245ZM31 239H33V238H31ZM31 239L29 237V241ZM248 239H249V237H248ZM89 240L86 239V241H89ZM84 241H85V239H84ZM79 242H80V240H79ZM93 242L92 241L89 242V243L88 242L87 243L83 242L81 244V246H79L80 244L79 245L77 244L79 246L77 248V251L82 253V254H87V258L88 259L84 260L85 264H108V261H111V259L108 258V256H106L107 257V260H106L105 255H107V254H104L103 251H100V249H102V247H100V249L96 248V247H99V246H96L94 248V246L97 245V243L94 245ZM254 242H256V241H254ZM32 243H34V242H32ZM65 244H68V243H65ZM148 245L149 244H147V246ZM160 245H159V247H160ZM249 245H250V243H249ZM37 246H38V244H37ZM147 246L145 248H143V250L147 248V253H149L148 252L149 250L152 251L150 255H151V257L152 256L155 257L153 259H156V258L160 259V258H158L159 256L166 257V256H162L161 252L166 253V251L168 250L167 248H169V247H167L168 245H164L163 251H160V250L153 251V249H152L153 248V243L149 247H147ZM226 247L232 249L231 252H230L231 254L226 253V252L223 251V248H226ZM70 248H71V246H70ZM154 249H155V246H154ZM67 250H69L68 247H67ZM67 250H65V252ZM173 252H174V250H173ZM109 253H111V252H109ZM144 253H145V250H144ZM175 253H172V254H174V257H175ZM190 253H191V256H192V252H190ZM167 254H169V252L166 253V255ZM171 255H170V257H171ZM182 255H183V257L185 256L184 254H182ZM35 256H36V254H35ZM71 256L74 258L73 261H71V264H75L74 262H76V261L80 262V259L81 260L84 259V258L75 256L74 253H71ZM186 256H187V254H186ZM249 256H251V255H249ZM32 257H34V259H32ZM170 257H166V258L169 259ZM41 258H46L47 260H41ZM146 259H147V257H146ZM153 259L151 258V260H153ZM170 259L173 260V258H170ZM198 259H196V261ZM254 259H255V262H257V260H259V258L258 259L254 258ZM254 259H253V261H254ZM89 260H94L95 263H92ZM192 260H193V258H192ZM149 261H150V259L148 260V263H149ZM187 261L189 262L188 264H191L189 260H187ZM187 261H185L183 259V260H181V263L182 262L183 263H187ZM111 262H109V263L112 264L115 261H113L112 263ZM128 262H130V261L128 260ZM163 262H164V260H163ZM205 263L206 262H204V264ZM130 264H131V262H130ZM238 264H240V260H239Z\"/></svg>",
	"mask_w": 264,
	"mask_h": 264
}]
</instances>
